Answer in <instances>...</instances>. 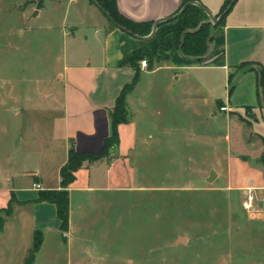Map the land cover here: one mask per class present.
Masks as SVG:
<instances>
[{
	"label": "crops",
	"instance_id": "crops-1",
	"mask_svg": "<svg viewBox=\"0 0 264 264\" xmlns=\"http://www.w3.org/2000/svg\"><path fill=\"white\" fill-rule=\"evenodd\" d=\"M73 1L75 11L63 18L68 26L59 27V39L54 41L60 48L54 58L50 53L44 59L48 79L36 74L21 88L12 80L1 87L5 94L0 96V112L20 121L22 145L16 158L0 165V210L10 209L3 215L0 264H9L15 251L17 264H25L37 232L42 243L31 264L41 259L57 264L63 255L69 264L73 259L74 264H109L103 262L100 251L104 249L117 252V264H170L172 260L154 256L164 247L151 242H93L96 227L99 232L102 225L111 227L108 231H118L119 236L125 222L126 192L139 195L132 198L135 205L141 200L152 208L158 202L157 192L170 188L159 183L158 170L164 168L153 155L160 149L170 150L164 139L174 135V128L168 122L175 114L181 122L189 118L191 98L194 105L203 102L213 107L209 118L217 112L251 109L249 121L237 125L246 143L254 147V156L239 151L236 157L229 156L225 188L252 187L257 201H262L264 116L260 120L257 109L264 112V0H236L222 23L213 27L210 51L204 59L182 57L174 44L170 50L160 49V59L153 67L140 64L135 84L126 95L128 121L119 125L118 154L86 162L75 172L68 186L69 224L63 230L57 205L40 200L39 193L63 188L61 169L71 142L79 153L102 151L111 133L116 99L135 77L134 52L154 48L159 42L158 29L145 39L112 24L96 0ZM113 1L123 19L153 23L177 14L185 4V0ZM198 1L215 16L226 2ZM39 4L43 6L44 0ZM37 8L32 16L40 14ZM51 41L44 39L47 51H52ZM155 118L166 123L160 125ZM176 134L188 137V128ZM220 168L209 166V175L204 173L203 179L209 180L211 171L219 179ZM170 247L177 250L178 244Z\"/></svg>",
	"mask_w": 264,
	"mask_h": 264
},
{
	"label": "rangeland",
	"instance_id": "rangeland-1",
	"mask_svg": "<svg viewBox=\"0 0 264 264\" xmlns=\"http://www.w3.org/2000/svg\"><path fill=\"white\" fill-rule=\"evenodd\" d=\"M40 1L0 0L1 98L5 94L1 87L6 81H15L18 89L36 74L48 79L44 59L50 53V58L55 57L53 54L60 48L54 43L59 39V27L68 26L63 18L76 9L73 0H44L43 6ZM38 6L40 14L32 16ZM176 25L175 18L163 20L158 27L159 42L164 39L178 45L173 32ZM152 30L153 27L149 34ZM47 37L53 41L52 51L44 47ZM51 61L57 64L55 59ZM192 100L188 119L181 122L175 114L168 122L174 128V135L164 139L168 140L170 150L163 152L158 147L160 150L152 158L164 168L158 170L159 183L168 184L170 188L157 192L158 202L152 203V208H146L141 200L135 205L132 198L139 195L126 192L122 233L118 236V231H108L111 227L102 225L100 232L96 227L98 233L93 242H151L164 247L154 256L158 260H172L170 264H180V261L186 264H264V201L256 200L254 210H247L244 206L247 188H225L229 156L236 157L238 151L254 156V147L246 143L237 125L249 121L251 109L230 110L227 114L217 112L215 118H209L213 107L203 102L194 105ZM257 113L262 120L263 110L258 108ZM155 121L160 125L166 123L157 118ZM19 122L0 112V165L16 158L21 149ZM187 128L188 137L176 134ZM209 166L221 167L219 179L216 180L217 175L212 180L203 179L204 173L209 175ZM3 215L0 212V217ZM171 243H177L178 249L171 248ZM100 253L103 262L117 264L116 251L104 249ZM17 255L15 251L9 264L20 261ZM37 264L46 263L41 259ZM57 264H69L67 256L59 257Z\"/></svg>",
	"mask_w": 264,
	"mask_h": 264
},
{
	"label": "trees",
	"instance_id": "trees-1",
	"mask_svg": "<svg viewBox=\"0 0 264 264\" xmlns=\"http://www.w3.org/2000/svg\"><path fill=\"white\" fill-rule=\"evenodd\" d=\"M193 0H185V3ZM231 0H226L223 9L226 8ZM103 7L110 13V15L121 25L127 27L131 31L139 35H148L153 27V22H136L128 21L118 15L113 0H99ZM208 14L205 10L195 4H190L178 17L177 25L173 32L175 33L178 46L182 39V33L184 30L189 29L183 37V54L186 56H200L199 60L207 57L210 51L209 37L212 35L213 27L222 23V20L218 24H213L211 21H206ZM110 20V19H109ZM111 21V20H110ZM112 24H114L111 21ZM173 47L171 43H167L164 39H161L157 46L151 51L149 48H141L134 52L131 63L136 69L135 77L131 83L124 86L121 93L116 99L115 106L111 111V133L106 137L105 146L102 151L98 153L84 152L79 153L74 143L71 142L69 148L68 159L61 169L62 177V189L59 190H43L39 193L40 200H48L54 202L57 205L58 216L61 220V227L63 230L68 228L69 224V194L68 186L75 180V172L81 168L86 162H95L105 157H114L118 154V147L120 144L119 125L128 121V110L126 95L128 91L134 86L135 81L139 75V69L142 59H146L148 67H153L155 60H159L158 50H170ZM157 50V52H156ZM263 87V85H261ZM0 212L9 213L10 209H2ZM5 222L4 216L0 217V232L3 229ZM42 243V235L37 232L34 239L33 247L29 251V256L25 264H31L36 251L39 249Z\"/></svg>",
	"mask_w": 264,
	"mask_h": 264
},
{
	"label": "water",
	"instance_id": "water-1",
	"mask_svg": "<svg viewBox=\"0 0 264 264\" xmlns=\"http://www.w3.org/2000/svg\"><path fill=\"white\" fill-rule=\"evenodd\" d=\"M97 1V4L98 6L104 11V13L109 17V19L115 24L117 25L118 27L136 35V36H140V37H143L145 39H148V38H151L155 35V33L157 32V29L159 27V24L165 20V19H171V18H176L178 17L190 4H195V5H198L199 7H201L203 10H205L208 15L210 16V21L213 22L214 24H218L222 18L225 16V14L231 9V7L233 6V4L235 3L236 0H231L228 5L226 6V8L221 12V14H219L218 16H215L209 9H207L203 4H201L198 0H193V1H189L187 3H185L183 5V7L181 8V10L173 15V16H170V17H164V18H160V19H157L155 22H154V25H153V30L152 32L149 34V35H139V34H136L134 33L133 31H131L130 29H128L127 27L121 25L119 22H117L111 15L110 13L101 5L98 3V0ZM187 31H190L189 29H186L183 31L182 33V39H181V42L179 44V54L182 56V57H188V58H193V59H200L201 57L200 56H186L183 54V51H182V48H183V37L185 35V33ZM212 40V36L209 37V42H211ZM215 177V171H211L210 173V177H209V180H212L213 178Z\"/></svg>",
	"mask_w": 264,
	"mask_h": 264
},
{
	"label": "built area",
	"instance_id": "built-area-1",
	"mask_svg": "<svg viewBox=\"0 0 264 264\" xmlns=\"http://www.w3.org/2000/svg\"><path fill=\"white\" fill-rule=\"evenodd\" d=\"M141 67H148V62L146 59L141 60ZM34 186L41 187L39 183H34ZM261 199L262 201H264V197H262ZM256 200H259L256 190L252 187L248 188L245 194V208L247 210H254L255 203L257 202Z\"/></svg>",
	"mask_w": 264,
	"mask_h": 264
}]
</instances>
